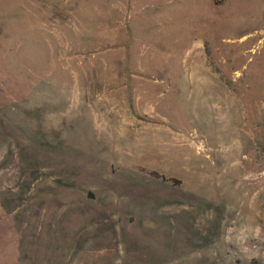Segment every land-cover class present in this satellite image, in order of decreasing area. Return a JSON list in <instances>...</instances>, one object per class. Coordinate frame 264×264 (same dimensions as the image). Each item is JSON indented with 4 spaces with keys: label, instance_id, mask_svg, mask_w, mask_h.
<instances>
[{
    "label": "rangeland",
    "instance_id": "rangeland-1",
    "mask_svg": "<svg viewBox=\"0 0 264 264\" xmlns=\"http://www.w3.org/2000/svg\"><path fill=\"white\" fill-rule=\"evenodd\" d=\"M0 264H264V0H0Z\"/></svg>",
    "mask_w": 264,
    "mask_h": 264
},
{
    "label": "trees",
    "instance_id": "trees-1",
    "mask_svg": "<svg viewBox=\"0 0 264 264\" xmlns=\"http://www.w3.org/2000/svg\"><path fill=\"white\" fill-rule=\"evenodd\" d=\"M205 52H206V56H207V59H208V62H209V64H210V66H212V68L214 69V70H216V71H218L219 69H218V67H217V65H216V63H215V61L212 59V57H211V51H210V48H209V44H208V42L207 41H205ZM226 82L228 83V84H230V81L229 80H226ZM149 174L151 175V176H153V177H159V178H162L163 180H169V181H171V182H176V179H172V178H170V179H168V178H166L165 176H162L161 174H159L157 171H149Z\"/></svg>",
    "mask_w": 264,
    "mask_h": 264
},
{
    "label": "water",
    "instance_id": "water-1",
    "mask_svg": "<svg viewBox=\"0 0 264 264\" xmlns=\"http://www.w3.org/2000/svg\"><path fill=\"white\" fill-rule=\"evenodd\" d=\"M88 196H89V197H92L93 195H92V193H91V192H88Z\"/></svg>",
    "mask_w": 264,
    "mask_h": 264
}]
</instances>
